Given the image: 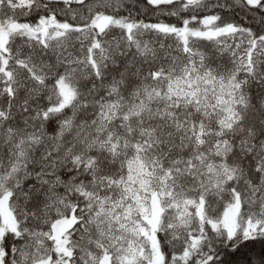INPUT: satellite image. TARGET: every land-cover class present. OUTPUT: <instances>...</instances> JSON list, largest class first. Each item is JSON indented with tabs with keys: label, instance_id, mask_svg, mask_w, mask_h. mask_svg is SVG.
Listing matches in <instances>:
<instances>
[{
	"label": "snow or ice",
	"instance_id": "snow-or-ice-1",
	"mask_svg": "<svg viewBox=\"0 0 264 264\" xmlns=\"http://www.w3.org/2000/svg\"><path fill=\"white\" fill-rule=\"evenodd\" d=\"M0 264H264V0H0Z\"/></svg>",
	"mask_w": 264,
	"mask_h": 264
}]
</instances>
